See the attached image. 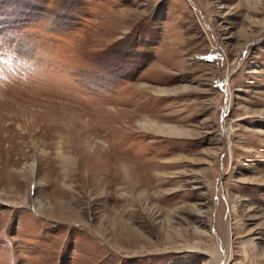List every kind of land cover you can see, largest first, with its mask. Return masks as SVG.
I'll return each mask as SVG.
<instances>
[{
  "label": "rangeland",
  "instance_id": "1",
  "mask_svg": "<svg viewBox=\"0 0 264 264\" xmlns=\"http://www.w3.org/2000/svg\"><path fill=\"white\" fill-rule=\"evenodd\" d=\"M0 264H264V0H0Z\"/></svg>",
  "mask_w": 264,
  "mask_h": 264
}]
</instances>
